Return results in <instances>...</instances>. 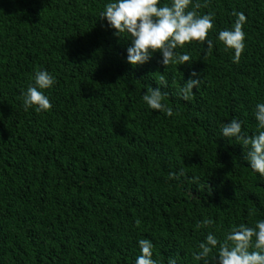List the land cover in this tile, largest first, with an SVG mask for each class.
Wrapping results in <instances>:
<instances>
[{
  "label": "trees",
  "instance_id": "trees-1",
  "mask_svg": "<svg viewBox=\"0 0 264 264\" xmlns=\"http://www.w3.org/2000/svg\"><path fill=\"white\" fill-rule=\"evenodd\" d=\"M108 2L0 0V264H135L141 239L157 264H203L193 254L209 232L223 240L264 219V176L221 136L233 118L258 131L264 0H200L199 13L214 14L212 51L189 44L177 51L193 63L166 69L160 53L127 62L130 41L99 19ZM233 11L247 18L239 63L218 40ZM40 70L56 79L45 90L52 108L25 111ZM192 71L202 83L184 101ZM162 78L171 117L142 99ZM205 218L213 224L197 228Z\"/></svg>",
  "mask_w": 264,
  "mask_h": 264
},
{
  "label": "clouds",
  "instance_id": "clouds-1",
  "mask_svg": "<svg viewBox=\"0 0 264 264\" xmlns=\"http://www.w3.org/2000/svg\"><path fill=\"white\" fill-rule=\"evenodd\" d=\"M200 0H171L170 4L161 6V0H110L99 13V19L106 20L114 35L130 41L127 48V62L133 67L148 63L156 53L162 54L161 63L165 69L169 65H191L192 57L186 52H178L192 43L206 45V54L211 53L212 40L209 33L215 28L214 14H200L199 9L206 7ZM236 17L231 29H223L218 33V40L226 50L234 52L233 63H239L246 48V33L243 26L247 21L242 12L233 11ZM160 87H150L142 96L146 105L169 117L173 110L164 103L167 81L163 78L157 82ZM202 78L192 71L190 78L178 89L177 95L184 101L194 98V91L199 88ZM56 84L55 77L47 70L35 73L34 83L23 93L25 111L33 108L36 112H47L52 108L50 98L45 90ZM258 124L255 134H248L242 127V122L233 118L221 128V136L228 141L235 139L243 149H247L244 159L251 169L264 176V103H258L254 112ZM180 173H169L170 179H179ZM210 187V186H209ZM139 223V222H137ZM213 224L205 218L196 225L197 228H207ZM140 255L135 264H157L153 258L154 245L149 239L138 241ZM199 251L194 253V259L203 264H264V219L257 220L254 226L241 223L233 225L220 240L209 232L204 241L198 245ZM214 250H216L214 252ZM168 264H177V259L169 257Z\"/></svg>",
  "mask_w": 264,
  "mask_h": 264
}]
</instances>
